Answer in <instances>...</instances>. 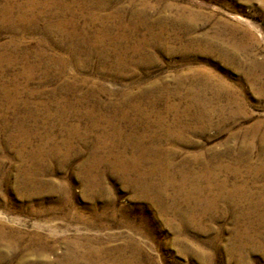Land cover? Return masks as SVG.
<instances>
[{"label":"rangeland","instance_id":"1","mask_svg":"<svg viewBox=\"0 0 264 264\" xmlns=\"http://www.w3.org/2000/svg\"><path fill=\"white\" fill-rule=\"evenodd\" d=\"M6 1L0 0V6ZM14 1L25 2V0ZM113 1L107 12L121 5V8L127 10L124 13L125 20H128L126 18L131 11L128 6L129 1L135 2L137 7L145 4L150 20L148 25L153 26L154 32H160V21L164 24L162 25L165 31L160 33L163 35V40L156 41L157 39L153 38L154 40L148 41V46L141 49L143 53L133 52L134 46L139 45L138 37L125 40V35L128 33L126 30H119L113 22L107 23L102 28L115 36V39L123 37L118 41L119 46H126L128 51L119 55L111 52L103 56L97 53L95 44H91L92 42L89 44L87 39L78 38L76 41L78 53L73 59L79 62L78 66L68 64L63 69L64 75H59L56 70L57 65L47 69L46 58L57 52V46H62L60 55L63 61L68 62L72 57L67 61L69 56L66 54H70L68 49L70 43L67 38L66 41L60 40L54 33L45 36L43 23L37 24L34 29H29L25 33L17 29L12 33L7 27L0 25V57L12 55L16 60V64L7 71L9 75L7 80L1 76L0 71V84L10 80L12 75L34 66L35 71L28 72L32 76L29 84H26V76L17 80L20 86L28 85L27 88L38 92L39 96L33 101L37 102V105L34 103L31 105L33 111L35 106L49 103L51 111L55 113L57 110L55 103L50 102L49 99L52 98L53 92L68 86L76 90L73 91L75 95L92 93L91 95L98 96L99 105H96L97 100L90 96V103L74 106L76 110H72L71 123L77 122V118L87 116V112H91L93 106H100L105 111L110 110V115L115 110H123L128 115H132V118L140 119L147 113V106L153 104L154 112L162 115L165 125L172 124L178 114H185L181 118L183 120L180 129L187 130L181 134L178 128V134L182 135V140H187L185 141L187 144L166 142L165 147L171 150L175 148L178 151L172 156L174 163L177 167L183 163L188 165L183 167L193 176H198L200 173L202 176L203 165L207 163H211L213 169L217 171L221 169L219 166H233L239 170V173L240 171L245 173V167H240L236 163V158L240 150L249 143L253 144V148L249 151L244 150L243 152L246 153L244 157H250L255 164L260 163L264 152V140H262L264 136V0ZM142 28L140 32L143 33L145 30L143 31ZM138 36L142 34L138 33ZM13 40H17L15 43L17 46L9 47L6 51L1 49L2 45L12 44ZM40 52L48 55L43 56ZM119 59L122 64L118 63ZM219 81L223 82V87L220 83L221 86H216ZM190 89H194L193 96L200 98L198 102L193 98L187 99V91ZM142 93H145L144 96ZM126 95H130L127 102ZM203 102L212 105L210 108L212 113L207 118H201L203 107L198 105L202 106ZM122 103L129 106H122ZM7 110L9 108L4 107L1 111ZM37 111L40 117H44L42 107ZM144 117L153 120L150 114ZM86 121L81 119L82 124ZM256 125L258 128L254 127ZM0 139H6V136ZM93 139L88 137L85 142H74L75 148L85 150L83 157L86 156V159L87 156L89 157L87 148ZM14 152L12 147L0 149V169L9 179V184L16 180L15 168L18 166V159L14 156ZM195 155L201 158L197 163L194 161ZM218 174L219 179H224L228 175L224 172ZM82 176L76 166H66L59 172L51 169V173L46 175L45 179L47 178L49 187H52L53 194L43 198L40 206L35 203L38 200L28 204L16 193L14 196L7 194L6 187L1 186L0 213L11 220L12 223L9 225L12 227L26 232L42 233L52 241L69 239L77 235L96 237L101 239L103 246L105 245L104 247L109 250L123 244L125 239L132 236L138 243L143 244L144 250L155 264H264L263 179L257 180L246 189L251 198L247 202L251 200L252 202H245L247 204L243 206L241 204V207L234 205L236 198L226 200V203L220 202L218 210L210 213L212 215L200 217L195 212L199 219L203 218L200 222L201 229L196 225L182 229L180 218L167 215L156 221L158 216L153 217L154 210L155 214H158L156 206L146 200L138 201L131 189L123 188L118 176L107 175L102 180L103 188L94 192ZM62 185H67L69 192L64 189L56 191ZM60 197H67L71 202L59 211L57 204ZM108 200L112 202L109 203ZM29 205H32L39 214H29L27 211ZM149 205L152 206L147 209ZM90 207H94L97 217L110 222L112 226H107L108 224L102 226L100 220L93 218L89 212ZM249 208L254 211H249ZM77 212L80 213L78 216H76ZM243 212L251 215L243 216L245 218L241 217V220H238ZM216 214L218 219L212 222L211 218ZM0 221L4 220L0 219ZM168 221H173V225H167ZM47 222L50 228L45 224ZM120 222L125 223V226H120ZM130 224L140 229V233L134 232L133 227L129 228ZM39 226L44 228L39 230ZM245 237L254 238L255 241L251 244ZM246 243L249 244L247 249ZM202 252L206 254L204 260L193 256Z\"/></svg>","mask_w":264,"mask_h":264},{"label":"bare ground","instance_id":"2","mask_svg":"<svg viewBox=\"0 0 264 264\" xmlns=\"http://www.w3.org/2000/svg\"><path fill=\"white\" fill-rule=\"evenodd\" d=\"M113 3V0H25L23 3L7 0L0 6V25L7 27V30L12 33L16 29L25 33L29 29H34L37 24L43 23L45 36L54 33L60 40L64 41L67 38L70 43V48H68L70 54H66L69 56L67 61L72 57L68 62L63 61L60 55L59 51H62V46H57V52L49 55L50 57L47 56V53L40 52L43 56H47V69L52 65H57L56 70L59 75H64L63 69L68 64L69 66H78L79 62L77 60L73 61L78 53L76 50L78 38L87 39L89 44L90 42L95 44L98 49L97 53L103 54V56L109 55L111 52L119 55L128 51L126 46H119L120 42L118 41L122 40V36L120 39H115V36L113 37L109 31L102 28L107 23L113 22L119 30H126L128 33L125 35L126 38L124 37L125 40L138 37L137 43L139 45L134 46L133 52L141 51L142 48L148 46V41L153 38H156V41L158 39L163 40V35L160 33L165 31L164 24L162 21H160V24L158 22L160 32H154L153 26L148 25L150 20L145 4L142 7H137L135 2L129 1L128 6L131 11L129 17L126 18L128 20H125L124 13L127 10L121 8V3L119 4L120 7L107 12L108 7L112 6ZM94 28L98 30L96 31ZM141 28L145 30H143V33L140 32ZM138 33L142 36L139 37ZM13 41L12 44L2 45L1 49L6 51L9 47L17 46L15 45L17 40ZM122 59L124 58L122 57ZM119 60L118 63L122 64ZM14 64H16V60L12 55H2L0 57L1 76L5 77L6 80L9 77L7 71ZM31 71H35L34 66L12 75L10 80H5L4 84H0V138L6 136V139H0V149L12 147L15 150L14 156L18 159L14 183L9 184V179L0 169V176L3 177L0 178V187L5 186L7 194L14 196L16 193L28 204L38 200L35 203L40 206L43 203V198L53 194L52 187H49L47 178L45 179V176L51 173V169L59 172L66 166H76L78 171L82 173V177L87 180V185L93 189V192L103 188L101 185L102 180L107 175L118 176L123 188L131 189L138 201L146 200L156 206L157 215L152 208L154 210L153 217L158 216L156 221L160 220L161 217L170 215L174 218H180L182 229L192 225H196L201 229L200 222L203 218L199 219L195 212L198 213V216L205 217L216 212L220 202L232 200V198H236L234 200L235 204L233 203L236 207L252 202V200L247 202L250 195L246 192V189L249 185L255 184L257 180H264V152L258 164H255L250 157H244L246 153L243 151L252 149V143L246 144L247 146L240 150L236 158L238 161L236 163L240 167H245V173L244 171L239 173V170L233 168V166H219L221 169L217 171L213 169L211 163H207L203 165L202 173L204 174L202 176L201 173L198 176H193L192 173L190 174L184 169L183 165L186 164L183 163V165L177 167L172 156H175L178 151L175 148L171 150L165 147V143L187 144L185 142L187 140H182V135L178 134L183 120L181 118L185 114L177 113L178 116H176L174 122L172 120V124L165 125L162 115L154 112L153 104L147 106V113L144 114L145 116L150 114V118L153 116V120H147L144 115L140 119H135L123 110H115L110 115V110L105 111L100 106H93L91 112H87V116L81 117V119L87 120L84 124L81 123L79 118H77V122L71 123L72 110H76L74 106L87 104L90 96L97 100L96 105L100 101L97 98L98 96H93L92 93L90 95L89 93H84L81 96L75 95L73 91L76 90L68 86L65 89L53 92L52 98L49 99L50 102L55 103L54 106L57 108L55 113L51 111L52 108L49 103L35 106L34 112L31 105L33 103L37 105V102L33 101L36 96H39L38 92L27 88L28 85L22 87L17 83L19 78L26 76V84H29L32 81V76L28 72ZM199 73L201 72L199 71ZM218 85L223 87V82L219 81L216 86ZM187 92V99L193 98L197 102L200 100L198 96L192 95L194 89ZM125 98L127 102L130 95H126ZM125 104L122 103V106L128 105ZM198 106L203 107L201 118H207L211 115L210 108L212 105L209 102H203L202 106ZM4 107L9 108V110L6 112L1 111ZM39 107L43 108L44 117L39 116L37 111ZM254 127H257V125ZM186 130V128L180 129V133ZM88 137L94 139L87 148L89 157L87 156L86 159V156L83 157L85 150L75 148L74 142H85ZM262 140H264V136ZM200 159L199 155L194 156L196 163ZM218 172H224L228 175L224 179H219ZM8 176L10 177V175ZM58 189L56 191L67 190L68 186L62 185ZM67 191L69 192V190ZM108 201L109 203L112 202L111 200ZM57 202L56 200L55 203ZM70 202L71 199L60 197L57 204L59 205L58 210L60 211L63 206L70 204ZM107 205H109L108 202ZM151 206L149 205L147 209ZM250 209L249 211H254ZM27 211L32 215L39 214L37 210L32 208V205L28 206ZM89 212L93 218L100 220L99 223L102 226H105V224L112 226L110 222H105L102 218L96 216L94 207H90ZM79 214L77 212L76 216ZM0 215V219L4 220L0 221V264H155L144 250L143 244L138 243L132 236L125 239L126 241L123 244L116 245L108 250L107 247H104L105 245L103 246V241L96 237H80L77 235L69 239L63 238L52 241L42 233L18 230L9 225L12 222L8 217H4L3 213H0ZM246 215L250 216L251 214L243 212L238 220H241V217L242 219L245 218L243 216ZM108 219L113 221L110 218ZM217 219V214L211 218L212 222ZM119 224L125 226V223L120 222ZM166 224L172 226L173 221H168ZM47 226L50 228V225ZM128 227L132 228L133 226L130 224ZM202 227L204 228V226ZM40 228L44 227L39 226V230ZM132 230L137 234L140 233L138 228L133 227ZM245 239L251 244L255 241L251 237H245ZM183 240L188 243L187 240ZM181 242L183 241L181 240ZM248 245H245L246 249L249 247ZM243 251L245 250L243 249ZM51 255L54 257H50ZM193 256L204 260L206 254L202 252Z\"/></svg>","mask_w":264,"mask_h":264}]
</instances>
